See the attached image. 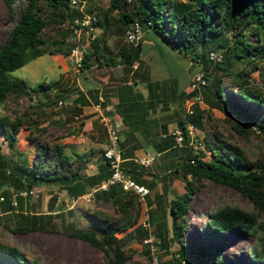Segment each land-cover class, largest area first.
<instances>
[{
    "label": "trees",
    "instance_id": "trees-1",
    "mask_svg": "<svg viewBox=\"0 0 264 264\" xmlns=\"http://www.w3.org/2000/svg\"><path fill=\"white\" fill-rule=\"evenodd\" d=\"M2 1L13 19V24L0 45V105L8 109L10 104H18L30 92L37 93L54 84L51 81L29 87L22 80L11 77V71L44 53L62 56L70 54L71 49L64 48V44L57 41L47 42L51 48L45 50V40L40 36L41 30L54 22H68L70 26L78 28L79 24H75L73 20L76 17L81 18L83 12L72 6L70 0H43L42 3L40 0ZM108 6L117 11L118 23L124 29L135 21L152 37L157 46L165 43L171 48L176 47L178 51L188 54L190 61L200 68H212L210 74L202 73L205 84L199 92L204 97L205 108H199L195 103L192 105L191 114L181 115L182 104L196 94L197 90H172L177 104L174 125L181 130L184 138L181 146H175L169 135L161 137V134L168 131L167 121H160L154 116L147 117L155 113V108L160 103L157 82L145 81L144 92L136 87L138 82L135 80L128 83L124 81L115 86L114 110L122 125L127 128L123 131V141L119 143L123 158L121 169L134 181L149 188L153 186L151 182H143L141 177L148 173L147 169L135 162L134 151L143 146L138 143L126 147L129 137H133L132 129L140 127V133L147 140L146 144L156 153L175 151L173 148L180 150L177 155L178 163L172 168V173L181 180L183 192L168 199L167 207L162 210L161 218L155 222V226L151 215H147V222L153 226L151 234L158 240V249L169 251L172 243L176 242L178 245V260L172 258L167 264H225L219 248L210 245L207 249H202L197 244L182 241L181 237L185 231L189 200L202 187L203 179L234 189L251 204L250 209L230 204L212 207L206 213L205 235L213 240L224 234L232 237L256 236L260 226L259 218L264 213V152L251 158L232 139L233 134L247 136L250 130L264 134V108L261 113L252 116L239 103L231 101L224 90L221 76H226L228 83L235 87L237 98L262 107L264 94L258 98L248 94L249 74L245 67L251 62L264 59V0H108ZM95 23L94 18L90 25L94 26ZM227 31L232 33L231 40L224 36ZM245 31L252 37V42L246 40ZM216 41V46L222 53L220 62L209 60L207 52L210 50H205L208 44ZM90 48L81 55L80 70L89 67L92 56L96 63L102 57L104 64L112 66H130L135 60L140 61L139 44L119 52L114 58L100 54L95 38L90 41ZM81 98L82 95L79 94L76 100ZM212 109H218L224 116L235 117L229 131L224 132L216 124L203 131L202 119H212ZM10 111V115L0 114V137L7 146H12L18 130L25 123V139L35 142L36 156L30 164L21 158L18 166L12 167L6 164L0 153V177L8 181L13 192L30 189L40 183H49L55 184L67 196H78L109 176L110 172L102 155L96 172L85 174L82 172L85 162L82 153L72 151L67 154L63 144H51L45 137V126H38L35 122L28 124V120L22 117L25 112L20 115L13 108ZM186 123L198 131H203L201 150L194 151L188 145ZM81 126L80 122L77 129ZM148 128L152 132H147ZM77 132L71 130L66 133ZM158 178L161 181V176ZM95 193L110 202L116 214L109 215L101 210H93L89 215V228L68 224L61 230L62 234L99 249L107 264H125L131 260V252H125L122 243L134 241L143 246L141 251L144 258L143 261L134 263L151 264L149 248L141 242L147 232L139 224L142 208L136 194L123 191L116 185L108 186L104 191L96 190ZM15 200L20 211L16 213L18 220L13 223L10 231L24 233L40 229L45 232H59L53 226H47L56 214H51L50 210L42 215L21 211L22 198L15 197ZM52 201L54 197H50L47 207H51ZM58 205L60 207L61 203ZM8 206L13 209L10 204ZM117 233L121 235L117 236ZM256 238L259 242L249 247L248 262L264 264V244L260 237ZM0 264L36 263L32 259H26L15 246L0 240ZM158 264L162 263L158 261Z\"/></svg>",
    "mask_w": 264,
    "mask_h": 264
},
{
    "label": "rangeland",
    "instance_id": "rangeland-1",
    "mask_svg": "<svg viewBox=\"0 0 264 264\" xmlns=\"http://www.w3.org/2000/svg\"><path fill=\"white\" fill-rule=\"evenodd\" d=\"M43 0H40L42 3ZM83 14L96 19V25L92 27L74 28L68 22L57 24L50 23L40 32V36L45 40L43 48L49 50L47 42L57 41L63 43L64 48H70V54L63 58L60 54L44 53L35 59L28 61L23 66L11 71V77L22 80L27 86L33 87L38 83H47L53 81L54 84L47 89H41L37 93L30 92L28 96L20 99L18 104H10L8 109H4L0 105V114L10 115V109L18 111L28 124L35 122L38 126H45V137L51 144L59 143L64 145V151L71 154L72 151L82 153L84 156V164L82 172H89L90 165L94 166L101 160V151L105 147L106 133L102 129L100 116L111 118L115 124L117 132H120L122 123L119 116L114 110L115 86L124 81L138 82L136 87L144 92V82H157V92H159L160 103L155 108L156 116L160 121L168 122V128L174 126L175 111L177 104L173 99L172 90H182L187 92L193 75L196 72L210 74L211 66L206 69L200 68L191 62L189 55L178 51L176 47L171 48L165 43L156 45L155 41L147 35L142 29L138 38L139 48L138 57L140 61L135 60L132 65L117 64L115 66L104 64L103 58L100 57L99 63L95 62L92 56L89 59V67L79 69L80 58L84 51L91 49L90 41L95 38L98 49L102 56L114 58L119 52L127 51L135 45L127 42L125 38L124 26L118 23L116 10L108 6V0H83L80 5ZM13 24L4 3L0 0V45L6 38L7 31ZM246 40L252 42V37L246 34ZM146 34V35H145ZM224 36L231 40L232 33L227 31ZM157 39V37H155ZM217 41L206 46L205 50H218ZM64 60L67 71L61 72L59 60ZM245 69L249 74L248 94L253 98H258L264 94V59L251 62ZM221 82L224 90L231 101H235L252 116H256L263 111L262 107L247 100H241L236 97V90L233 85L228 83L226 76H221ZM207 84V81H206ZM78 94L82 96L88 95L89 105H92L89 113L85 117L75 116L73 111V100ZM63 100L64 105H58L57 100ZM56 101V102H55ZM55 102V103H54ZM95 103L98 104L97 110H94ZM199 108H205L204 97L201 93V100L196 103ZM186 102L182 104L181 115L184 114ZM101 113L95 116L97 113ZM212 119H202L203 131L208 130L214 124L218 125L224 132L229 131V126L235 121V117L224 116L218 109L211 110ZM90 119L100 125L96 129V133L88 129H77V125L81 122L84 124L83 118ZM92 117V118H91ZM217 120V121H216ZM23 123L16 134V140L12 146H7L5 141L0 137V153L2 154L6 164L9 166H18L21 158H24L28 164L36 159L35 142L27 141L25 135L27 130ZM83 127V128H84ZM76 130L81 134H67V131ZM84 130V131H82ZM104 130V132H103ZM203 131L194 129L191 134V143L196 146V150H201V138ZM77 132V133H78ZM102 132V135H100ZM122 138V137H121ZM138 140L144 136L136 135ZM142 139V140H143ZM132 142V138L129 139ZM195 140L197 142L195 143ZM199 142V144H198ZM232 142L242 147L247 154L253 158L254 155L264 152V134L255 130H250L247 136L233 134ZM146 152L152 156L153 161L147 167V174L142 175L143 182L153 183L149 195L146 197L145 206L141 205V218L148 214L151 215L153 226L155 222L160 220L162 210L166 209L167 201L174 194L182 192L183 186L178 176L172 173V168L178 163L179 149L173 148L175 151H167L156 154L151 147L146 148ZM140 152H136L138 155ZM167 170H171L167 172ZM155 175L156 178H153ZM161 176V181L157 178ZM156 179V180H153ZM200 189H197L191 196L188 203V211L185 215V231L181 240L197 244L202 249H207L212 245L220 249L222 261L225 264H249L248 249L251 245L258 243L256 237H260L264 244V213L260 215V226L257 228L256 236L235 235L230 236L224 234L218 236L214 240L205 235L204 223L206 221V213L214 206L220 204H230L244 209H250V202L237 191L230 187H226L207 179H203ZM155 185H157L155 187ZM34 194L22 199L21 211L32 214H44L50 197H54L55 201L61 200L60 212L52 217L47 226H53L59 232H45L40 229L30 230L24 233L10 231L13 223L18 220L16 213L20 211L18 207L12 205L14 201L12 190L7 180L0 177V240L18 248L26 259H32L36 264H107L99 249L89 244L68 237L62 234L61 230L71 224L78 228H89L91 223L89 215L93 210H101L109 215H115L110 202L100 198L94 193V200L91 203H84L83 200H77L71 209H66L67 198L63 190L58 189L55 184L40 183L32 187ZM60 201V202H61ZM13 207L9 208L8 205ZM168 225H169V217ZM38 222V221H36ZM150 226V229L153 228ZM121 233H117L120 236ZM123 250L127 253L131 252L132 259L125 264H135L134 261H143L141 249L142 245L128 241L122 243ZM178 245L176 242L171 244L169 251L156 249L157 259L162 264H167L172 258L177 259L176 250ZM180 258V257H179ZM183 264V263H182ZM186 264V263H184Z\"/></svg>",
    "mask_w": 264,
    "mask_h": 264
},
{
    "label": "built area",
    "instance_id": "built-area-1",
    "mask_svg": "<svg viewBox=\"0 0 264 264\" xmlns=\"http://www.w3.org/2000/svg\"><path fill=\"white\" fill-rule=\"evenodd\" d=\"M129 1V0H128ZM83 3V0H70V4L72 6L78 7L79 10L81 9V4ZM93 17H90L88 15L83 14L81 18H75L73 22L75 24H79L80 27H92L90 24L93 21ZM75 28V27H74ZM88 29V28H87ZM140 30L139 24L137 22H132L130 25L125 29V38L127 42L137 45L138 38L140 36ZM207 58L211 60L212 62H220L222 60V53L218 50H210L207 52ZM203 72H196L190 82L189 90H197V93L194 94L190 99L185 100L186 107H184V114L183 116H186L188 114H191L193 112L192 105L195 103H199L201 100L200 95V89L205 84V80L202 76ZM58 105H64L63 100H57ZM100 122L102 123L105 133H106V144L104 149L102 150V158L107 163L108 169H109V176L103 180L100 184L97 186H94L84 192L81 195L78 196H68V203L70 205H74V203L81 199L84 201V203H91L94 200V193L96 190H107L108 186L116 185L120 187L123 191H130L136 194L138 201L142 206H145L146 197L149 195V189L145 187L144 185L134 181L128 174L124 173L121 169V163L123 161V158L121 156V150H120V136L115 128V124L111 118L100 116ZM186 133L188 137V145L191 146V148L194 151L196 150V146L191 143V134L194 132V128L186 123ZM256 131V130H255ZM257 132V131H256ZM166 135H169L172 137L173 144L175 146H181L183 144V134L181 130L176 126H172L171 128H168V131L166 134H161V137H165ZM197 140H195V143ZM199 144V142H198ZM152 156H150L148 153H144L142 156L137 157L135 159V162L142 166L143 168H147L152 163ZM192 162V160H191ZM34 194V189H21L16 192L12 191V196L14 198V201L11 202L12 205H16L15 197H20L22 199L27 198ZM2 199V197H0ZM140 226L147 232V236L141 241L142 244H146L150 251L151 256V264H158L159 259H157V255L155 253L158 240L153 237L151 234L150 225L147 222V216L142 218L139 222ZM177 256V255H176Z\"/></svg>",
    "mask_w": 264,
    "mask_h": 264
},
{
    "label": "crops",
    "instance_id": "crops-1",
    "mask_svg": "<svg viewBox=\"0 0 264 264\" xmlns=\"http://www.w3.org/2000/svg\"><path fill=\"white\" fill-rule=\"evenodd\" d=\"M55 55V54H54ZM61 55V54H60ZM62 56V55H61ZM68 56V55H67ZM67 56H63V58L64 57H66L67 58ZM59 60V59H58ZM59 62H60V66H61V72L63 73V72H65V71H67V67H66V65H65V62H64V60H59ZM127 82V81H126ZM128 83V82H127ZM79 95V94H78ZM77 95V96H78ZM81 95V94H80ZM77 96H76V98L73 100V102H74V105H73V111H74V114H75V116H79V117H85V116H87V113H89V110L88 109H91L92 108V105H89V98H88V95L86 94V95H84V96H82V98L79 100V102H77L78 100H76L77 99ZM95 105H96V107L94 106V110H97V108H98V104L97 103H95ZM101 113L99 112V113H97V114H95V116H98V115H100ZM147 117H152L151 116V114H149V116H147ZM154 117H156V116H154ZM92 118V117H91ZM83 120H84V124L82 123V126H81V128L82 129H85V127L84 126H86V125H88V129H91L92 131H94L95 133H96V129H99L100 128V125H98V121L97 122H95V121H93L92 122V120L90 119V117H86V118H83ZM115 121H116V123L118 124V123H122V121H121V119L119 118L118 120V122H117V119L115 118L114 119ZM123 126V125H122ZM84 127V128H83ZM102 127V129L104 128L103 126H101ZM127 128H125L124 126L121 128V130H120V132H118V134H119V136H120V142L121 141H123V135H124V133H123V131H125ZM82 131H84V130H82ZM103 132H104V130H103ZM147 132H152V129L151 128H148L147 129ZM82 132H81V130L78 132V133H74V135H78V134H81ZM101 134L100 135H102V132H100ZM132 136L133 137H129V139L130 138H132V142H130L129 143V141L130 140H128V142L126 143V147L127 146H131V145H136V144H140V145H142L143 147H141V148H137V149H135V151H134V153H135V157L137 158V157H140V156H142L144 153H147L146 152V148H148L149 146L146 144V142H147V140L146 139H141V140H138L137 138H136V135H140V136H143L142 135V133H140V127H138V129L136 128H134V129H132ZM122 137V138H121ZM105 144H106V142H105ZM125 147V146H124ZM103 150V149H102ZM102 152V151H101ZM136 152L138 153V152H140L138 155L136 154ZM158 156L160 155V154H162V153H156ZM101 161V160H100ZM100 161H98L97 162V164H95L94 166H91L90 165V169L91 170H89V172H87V173H85V174H91V173H94V172H96V166L98 165V163L100 162ZM153 161V160H152ZM148 172V171H147ZM158 176H160V175H157V178H158ZM153 178H156L155 177V175H153ZM144 179V178H143ZM153 180H156V179H153ZM181 184H182V182H181ZM157 185H155V187H156ZM153 188V187H152ZM149 189V188H148ZM183 192V191H182ZM149 193H150V189H149ZM181 193V192H180ZM65 194V193H64ZM179 194V193H178ZM173 197V196H172ZM66 198L68 199V196L66 195ZM61 200H58V202H56L55 201V198H54V201H52V202H50V208L49 207H47L48 205H49V202L47 203V206H46V211L44 212V213H47L48 212V210H50L49 212L51 213V214H56V216H57V214L61 211L60 210V208H61V206L59 207V203H61V205L63 204V202L61 201ZM73 207V205H70L69 203H68V201L66 202V209L68 210V209H71Z\"/></svg>",
    "mask_w": 264,
    "mask_h": 264
}]
</instances>
